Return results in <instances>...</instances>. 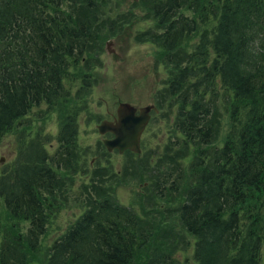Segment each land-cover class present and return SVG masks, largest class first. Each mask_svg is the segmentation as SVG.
Wrapping results in <instances>:
<instances>
[{"label":"trees","instance_id":"1","mask_svg":"<svg viewBox=\"0 0 264 264\" xmlns=\"http://www.w3.org/2000/svg\"><path fill=\"white\" fill-rule=\"evenodd\" d=\"M144 1L173 69L165 96L176 101L175 143L195 150L192 183L178 208L180 223L195 239L193 259L264 264V0ZM101 2L0 0V140L33 108L50 110L69 94L70 70L89 62ZM194 36L195 46L178 59L174 52ZM218 100L228 112L221 145ZM77 136V118L68 115L53 153L51 136L38 133L2 166L0 198L13 229L4 230L0 219V264L32 263L63 186L57 170L73 167ZM181 180L180 171L157 177L156 191L178 192ZM85 205L49 245L45 264H134L136 251L149 241L136 211L100 189ZM15 221L26 222V231L15 229ZM144 264L176 262L162 252Z\"/></svg>","mask_w":264,"mask_h":264},{"label":"rangeland","instance_id":"2","mask_svg":"<svg viewBox=\"0 0 264 264\" xmlns=\"http://www.w3.org/2000/svg\"><path fill=\"white\" fill-rule=\"evenodd\" d=\"M100 7L94 25L95 39L87 52L89 62L85 65L82 61L80 68L70 70L65 82L69 94L58 99L50 110L45 104L33 108L0 140L1 171L2 166L13 162L19 146L38 133L51 135L47 147L52 153L58 145L56 135L61 123L68 115L77 118L73 167L57 170L63 186L55 206L48 210L47 232L39 250L32 255L31 264L46 263L49 245L80 215L87 196L99 189L103 195L131 206L146 228L149 241L136 251L134 264H144L162 252L170 253L176 264H196L192 250L195 239L178 217V208L192 183L189 163L195 150L175 143L176 101L165 96L173 69L166 63L156 39L160 29L144 0H102ZM196 38L184 40L174 52L178 59H184L195 46ZM83 73L87 74L84 78ZM85 79L89 80L87 86ZM119 102L136 108L156 102L161 105L157 113L151 112L141 137L140 154L108 152L102 143L108 135L97 131L102 120L113 119ZM217 105L220 129L216 144L221 145L228 130V112L220 100ZM179 171L182 180L178 192L164 191L160 196L155 188L157 177H175ZM0 219L7 230L8 214L1 198ZM15 222V229L26 231V222Z\"/></svg>","mask_w":264,"mask_h":264},{"label":"water","instance_id":"3","mask_svg":"<svg viewBox=\"0 0 264 264\" xmlns=\"http://www.w3.org/2000/svg\"><path fill=\"white\" fill-rule=\"evenodd\" d=\"M157 111L154 106H146L139 109L129 103L121 102L117 107V116L114 121H102L98 125L100 133L110 132L112 139H105L104 144L109 151L117 148L119 152L130 150L140 152V137L150 119V111Z\"/></svg>","mask_w":264,"mask_h":264}]
</instances>
